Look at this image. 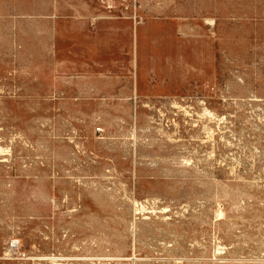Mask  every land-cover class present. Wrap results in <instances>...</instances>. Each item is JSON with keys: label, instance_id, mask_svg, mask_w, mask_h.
<instances>
[{"label": "rangeland", "instance_id": "374dc122", "mask_svg": "<svg viewBox=\"0 0 264 264\" xmlns=\"http://www.w3.org/2000/svg\"><path fill=\"white\" fill-rule=\"evenodd\" d=\"M0 264H264V0H0Z\"/></svg>", "mask_w": 264, "mask_h": 264}, {"label": "bare ground", "instance_id": "6f19581e", "mask_svg": "<svg viewBox=\"0 0 264 264\" xmlns=\"http://www.w3.org/2000/svg\"><path fill=\"white\" fill-rule=\"evenodd\" d=\"M139 23V22H138Z\"/></svg>", "mask_w": 264, "mask_h": 264}]
</instances>
